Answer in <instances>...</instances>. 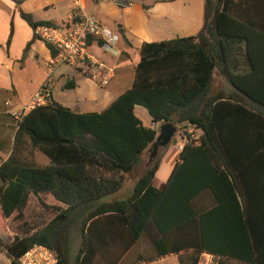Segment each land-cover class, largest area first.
Returning <instances> with one entry per match:
<instances>
[{
	"label": "trees",
	"instance_id": "obj_1",
	"mask_svg": "<svg viewBox=\"0 0 264 264\" xmlns=\"http://www.w3.org/2000/svg\"><path fill=\"white\" fill-rule=\"evenodd\" d=\"M18 14L32 31L55 26L34 21L20 9ZM12 32L10 24L7 47ZM87 45L99 47L101 41L89 38ZM45 46L53 57L55 51ZM218 79L227 83V91L216 88ZM73 87V81L64 85ZM136 105L154 123L199 132L184 143L166 195L151 186L159 160L143 156L157 132L135 116ZM235 138L264 141V0H204L199 31L143 43L131 87L101 112L78 113L50 99L17 121L12 150L0 164V215L8 235L0 246L11 264L34 245L46 247L57 264H118L149 233L152 222L162 232V240L153 242L157 254L139 256L133 264L167 254H176L179 264H199L205 252L216 256L210 264H264V235H255L249 225L241 163L229 150ZM36 152L48 163H37ZM206 175L230 179L227 189H191ZM129 182L130 195L114 199ZM204 190L218 206L201 212L194 199ZM30 196L53 217L28 235L11 233L8 220L23 218ZM167 216L179 236L175 244L168 243L167 227L160 223ZM73 225H78L81 242L72 261Z\"/></svg>",
	"mask_w": 264,
	"mask_h": 264
},
{
	"label": "crops",
	"instance_id": "obj_2",
	"mask_svg": "<svg viewBox=\"0 0 264 264\" xmlns=\"http://www.w3.org/2000/svg\"><path fill=\"white\" fill-rule=\"evenodd\" d=\"M16 1H19V4ZM128 1L132 2V7L123 10L117 9L111 4L93 6L89 2L86 3V12L98 14V18L101 21L109 22L106 24L111 27L105 28L111 32L118 33L120 37L118 42L119 54L115 57L104 53L95 45L88 49V53L93 59L104 63L113 70L107 85L101 86L97 76H95V68L89 65L74 66L75 73L68 72L65 69L59 70L57 74L55 73L56 69L51 73L48 72L46 64L48 62L47 59L51 58L50 52L37 39L31 43L25 58L21 59L26 44L32 39L33 31L19 17L18 9L31 15L34 21H46L58 25L72 14L70 0H0V164L7 159L12 150L16 123L18 121L15 114L21 112L23 107L28 104L30 97L41 86L46 85L50 99L54 101L52 90L58 89V96H61V92L67 90L64 89V85L69 81H73L74 87L71 90L74 91L76 97L75 103H63L60 105L78 113L101 112L118 95L131 87L134 78V67L138 62L139 49L143 43L192 36L201 27L204 0ZM10 24L13 32L7 47L6 41ZM36 40L46 50V53L41 57L39 56V51H36L34 47ZM20 62H22L21 66H24L25 63L29 65L37 63L38 70L42 72L25 93L21 91L22 82L16 83L13 79L15 64L18 63L20 65ZM34 68L35 66L32 69ZM218 82H221L220 79H218ZM224 84L226 83L222 80L221 85ZM96 87H100L102 90L96 93ZM133 112L143 126L149 127L158 133L161 123L152 122L146 109L136 105ZM185 130V132H182L176 129L174 135L177 133L179 140L171 143V139L167 147L163 149L159 157L158 168L151 181L152 188L159 191L163 190L165 195L173 168L181 162L179 154L184 143L191 141L193 138L195 139L199 134L198 131L192 128ZM228 144L233 158L237 160V163H241L240 169L244 185L241 183L240 189H247L249 195V225L251 223L255 235H264V148L259 146V144L264 145V141L235 138L230 140ZM36 153L34 156L37 163L43 165L48 163V159H42L40 162ZM229 182L230 179H226V177L221 180L219 178H209L206 175V177L203 176L202 179L193 183L191 189H227L226 184ZM131 189L132 182L127 187L124 186L114 196V199L128 197ZM175 189H178V185ZM222 200L223 203H226V195L223 196ZM194 203L201 212L218 206L216 199L209 190L202 191L194 199ZM166 206L169 210L171 204H166ZM223 210L225 212V215L223 213V221L226 226V205ZM244 220L248 221V215L247 217L244 216ZM172 222L174 220L169 216H167L166 220L160 221L162 225L164 224L167 227L163 232L166 233L165 236H167L169 244L179 242L177 233L171 231L173 225L176 227ZM161 233L151 222L149 233L145 232L143 234L144 257L153 258L156 256L157 253L153 242L162 240ZM261 241L260 251L263 249L264 236ZM130 251L123 256L118 264H124L123 260L129 255ZM215 257L206 252L202 253L201 259L205 258V260L203 261L204 263L199 264H210ZM133 263L129 262L128 264ZM143 264H179V262L176 254H167Z\"/></svg>",
	"mask_w": 264,
	"mask_h": 264
},
{
	"label": "built area",
	"instance_id": "obj_3",
	"mask_svg": "<svg viewBox=\"0 0 264 264\" xmlns=\"http://www.w3.org/2000/svg\"><path fill=\"white\" fill-rule=\"evenodd\" d=\"M87 2L93 6L111 4L120 10L132 7V2L128 0H70L72 14L68 19L55 26H38L33 30V35L55 51V55L46 64L48 72L51 73L61 64L89 65L95 68V76H97L100 85L105 86L112 76L113 70L104 63L93 59L88 53L87 40L89 38L100 40L99 49L115 57L119 54L120 37L118 33L103 27L93 13L86 12ZM49 101L50 94L44 84L30 97L28 104L23 107L21 112L15 115L20 120L29 110L44 106ZM7 264H11L10 258ZM15 264H57V260L46 247L34 245L18 258Z\"/></svg>",
	"mask_w": 264,
	"mask_h": 264
},
{
	"label": "rangeland",
	"instance_id": "obj_4",
	"mask_svg": "<svg viewBox=\"0 0 264 264\" xmlns=\"http://www.w3.org/2000/svg\"><path fill=\"white\" fill-rule=\"evenodd\" d=\"M145 1L146 2H153V0H145ZM136 2H138V1L136 0ZM94 15L98 18V14L94 13ZM98 20L100 21V23L103 27H111L110 25L106 24L109 22L105 23L103 20L101 21L100 18H98ZM34 47H35L36 51H39L40 57L44 53H46L44 46L39 44L37 40H36V42H34ZM49 59H47V60H49ZM136 59H137V57H136ZM21 63L22 62H20V65L18 63L15 64L16 66H15L14 73H13V79L16 83H19V81L22 82L21 91H22V93H25L26 90L34 83V81L37 80V78L41 75L42 72L40 70H38V68L36 66L37 63H34V65L33 64L29 65L28 63H25L24 66H21ZM34 66H35V68L32 69ZM55 69H56L55 70L56 74L59 72V70H63V69L67 70L68 72L75 73L74 65L61 64V65L57 66ZM220 84H219V82H216V88H219L221 90L223 89L226 91L228 90L229 86L227 85V83L224 85H220ZM101 90L102 89L100 87H96V93L97 92L99 93ZM58 91H59L58 89L52 90V98H53L54 102H56L58 104L75 103L76 97H75L73 90H71V89L70 90H68V89L64 90L61 92V96H58V93H59ZM178 137H179V135L176 133L174 135V137L172 138L171 143H173V141H175V140L178 141L179 140ZM165 147H167V146H165ZM165 147L158 148L157 156H155L153 159L159 160V157L162 154V151ZM149 154L150 153L148 151H146V154H144L143 158L147 159L149 157ZM36 156L40 162L42 161V159H47L41 153H36ZM129 183H127L125 185V187H127L129 185ZM53 215H54V213L51 210L44 209L39 204V202L37 201V199L34 196H30L28 199L27 207L24 211L23 218L21 220H18V221H13L11 219L8 220V229L11 233H15L19 236L28 235L31 232H33L34 230H36L37 228L46 224L53 217ZM2 226H3V224H2V219H1V215H0V239L2 241L6 242L8 240V235L4 232ZM80 242H81V238H80L79 231H78V225H73V227L69 233V256L72 259V261L78 252V249L80 247ZM143 254H144V252H143V235H142L139 242L137 243V245L131 249V251L129 252V255L126 256L125 260H123V263L128 264L129 262H134L137 257H139V256L144 257L145 255H143ZM147 258H148V256H147ZM8 259H9V257L6 255L5 249L2 246H0V264H7ZM204 260H205V258H202L200 263H204L203 262Z\"/></svg>",
	"mask_w": 264,
	"mask_h": 264
},
{
	"label": "water",
	"instance_id": "obj_5",
	"mask_svg": "<svg viewBox=\"0 0 264 264\" xmlns=\"http://www.w3.org/2000/svg\"><path fill=\"white\" fill-rule=\"evenodd\" d=\"M175 131V127L170 123L160 125L155 141L149 149V161L156 156L158 148L165 147L170 143Z\"/></svg>",
	"mask_w": 264,
	"mask_h": 264
},
{
	"label": "clouds",
	"instance_id": "obj_6",
	"mask_svg": "<svg viewBox=\"0 0 264 264\" xmlns=\"http://www.w3.org/2000/svg\"><path fill=\"white\" fill-rule=\"evenodd\" d=\"M113 39H115V38H113Z\"/></svg>",
	"mask_w": 264,
	"mask_h": 264
}]
</instances>
